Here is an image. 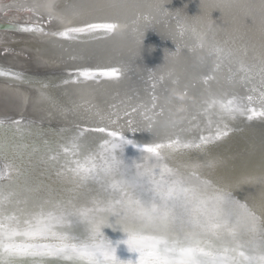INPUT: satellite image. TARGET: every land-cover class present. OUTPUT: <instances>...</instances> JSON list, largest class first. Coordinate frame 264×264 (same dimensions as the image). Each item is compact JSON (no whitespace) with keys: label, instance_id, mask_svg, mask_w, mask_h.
<instances>
[{"label":"snow or ice","instance_id":"6c2138e0","mask_svg":"<svg viewBox=\"0 0 264 264\" xmlns=\"http://www.w3.org/2000/svg\"><path fill=\"white\" fill-rule=\"evenodd\" d=\"M19 7L28 12L45 7L51 16L56 5L55 0H49L43 6ZM104 7L120 5L75 3L68 5L59 18L100 11ZM244 7L252 13L248 20L255 22L258 15L264 26V3ZM8 28L24 33L41 31L39 26L27 23H10ZM117 28L114 22L85 20L55 35L67 40L98 33L110 36L117 34ZM226 55L231 56V52ZM239 70L244 73L241 78L244 81L253 82L259 77V87L253 83L250 92L259 93L264 101V60L258 70L243 63ZM70 75L78 81H94L100 77L118 80L122 73L115 67H83ZM0 76L24 78L20 73L2 68ZM152 99L151 109L145 111L163 117L164 105H159L160 111L155 112L157 97ZM246 99L251 104L253 96ZM165 103L171 100L166 99ZM245 113H250L249 120L264 117V105L257 111L238 96L210 95L200 114L211 127L213 116L230 119ZM145 119L149 120L148 130L153 131L152 118L145 115ZM196 119L192 115L189 122ZM168 123L176 127L175 123ZM21 124L22 120H0V162L3 164L0 167V264H133L131 260H117L116 246L102 232L105 226L114 230L118 226L126 234L127 239L117 241L116 245L124 243L129 251L138 253L135 264H264V214H258L247 202L237 199L230 189L202 176L200 169L215 167L216 161L169 163L175 154L184 150L204 151L207 145L227 136V131L217 128L215 134L200 135L198 141H185L177 136L164 143L143 146L134 145L118 131H107L111 139H104L98 151L80 133L58 145L59 151L48 146V151L56 153L53 160L64 161L66 175L77 189L99 186L98 191L94 189L91 202L82 203L80 196L45 200L30 194L27 173L22 166V150L27 146L11 143L15 139L13 130L20 132ZM86 131L105 133L106 129ZM126 145L139 149L138 160L127 162L123 158ZM235 183L264 185V173L259 177H240ZM110 217L116 218L114 224L109 222ZM77 225L84 226L83 237L74 234Z\"/></svg>","mask_w":264,"mask_h":264},{"label":"bare ground","instance_id":"6f19581e","mask_svg":"<svg viewBox=\"0 0 264 264\" xmlns=\"http://www.w3.org/2000/svg\"><path fill=\"white\" fill-rule=\"evenodd\" d=\"M0 1H2L0 2V25L25 24V20L29 18L32 23L28 24L37 25L41 28V31H38L39 34L58 33L70 25L69 20L63 21L56 17L53 26L48 28L45 25L46 17L41 8L35 12H28L21 10L19 6H6L4 0ZM34 1L36 4H30L29 0H23L22 5L28 7L37 5L38 0ZM155 2L156 0H150L153 7L158 8L159 6ZM178 7V12H172V15L180 17L181 20L178 21L177 26L169 21L172 28L164 23L161 25L150 20L145 22V20H141L143 17L140 15L117 12L110 7L100 11L86 12L91 21L116 23L118 25L117 34L104 36L102 33H98L94 36L77 37L74 40L64 39L55 51L52 50L47 41H37V43L46 44L39 50L48 54L53 53L52 55L55 57L53 62L55 64L61 63L56 67L48 66L43 60L36 57H26L22 53L7 48L0 49V68L15 71L24 77L17 80L8 76H0V120L9 119L6 122L19 118L22 120L21 131L15 132V129L13 130L15 139L11 143L27 146L22 150V166L27 173V189L31 190V195L45 200L69 197L75 199L80 196L83 198L82 203H90L94 189L99 190L98 185L77 189L70 183L66 175L67 168L64 161L62 159L53 160L56 153L48 151V146L58 148V145L80 133H83L95 151L99 150V145L103 143L104 139H111L107 136V131L114 130L112 129L114 123L108 122L107 119L111 118L109 116L112 112L110 114L108 110L112 100L96 94L94 90L82 84L81 80L78 81L74 75H70V73H75L77 69L86 67L82 63L80 66L76 65L77 56L73 55L79 53L83 46L85 52L86 48H89L97 40L115 38L123 46L133 48L139 54H146L153 60L163 59L177 62L180 68L178 73L179 89L188 90L190 94L201 100L200 103L208 100L210 95L217 98L225 96L231 98L235 95L242 98L243 103L248 107H253L257 111L262 110L260 104L264 101L259 98V93L250 92L253 83L259 87V77H255L253 82L244 81L241 79L244 73L239 70L241 63L245 66H256V70H258L261 60H264L262 53L247 46H242L240 51L237 50L239 53L229 48L224 49L221 44L210 39L211 33L208 32L207 28L197 30L189 24L188 17H191L192 11L186 10L180 4ZM205 7L207 8V6ZM208 9L211 8L208 6ZM184 14H188V17H184ZM200 21L203 20L200 18ZM210 21L207 19L203 22L212 25ZM182 30L183 34H181ZM27 38V33L0 29V40L17 42ZM222 40L224 43H226L225 41L232 42L229 37ZM216 48L223 49V51L218 53ZM251 50V57H248L247 54ZM197 51L203 52L196 53ZM228 52H231V56L226 55ZM87 67L90 68L91 63H88ZM233 74H235L234 78L230 79ZM208 77L212 78L205 82ZM249 95L253 96L251 104L246 99ZM199 109L197 106L192 113V115L197 116L196 121L199 124L197 131L200 133L197 137L215 134L217 128L227 131L228 135L222 137L219 140L221 142L214 141L216 144L207 145L204 151L192 149L177 153L169 163L178 165L193 161L204 164L208 161H216L215 167L200 169L202 176L220 187L230 189L237 199L247 202L258 214H264V185L259 183L237 185L235 183L240 177H259L264 173V117L257 116L249 120L248 115L250 113L237 114L235 118L230 119L213 116L214 123L209 127L206 117L200 114L201 110ZM85 112L87 114L84 116ZM41 113L45 114V119L41 117ZM17 114L19 116H16ZM13 115L14 118L12 119ZM55 116L62 117V119H56ZM97 116L103 117L104 120H97ZM188 119L190 120V118ZM117 122L119 121L117 120ZM23 123L27 124L23 125ZM125 125L122 122L121 126L124 127ZM117 126L119 125L117 124ZM201 126L202 128H200ZM99 127H104L106 132L86 131V129ZM11 135L12 133L9 134V137ZM180 136L178 137L182 140H190L189 136V138ZM176 137L171 136L166 139L161 137L157 140L137 138V140H133V143L143 146L145 144L164 143L170 138L175 139ZM140 156L139 149L133 145H126L123 149V158L127 162L138 160ZM0 167H3L2 162H0ZM115 220V217H110L109 222L114 224ZM73 232L83 237L85 235L84 226H75ZM102 232L116 246V255L120 260H131L135 264L138 253L129 251L124 243L116 245L117 241L127 239L126 234L118 226L115 230L105 226L102 228Z\"/></svg>","mask_w":264,"mask_h":264},{"label":"rangeland","instance_id":"374dc122","mask_svg":"<svg viewBox=\"0 0 264 264\" xmlns=\"http://www.w3.org/2000/svg\"><path fill=\"white\" fill-rule=\"evenodd\" d=\"M22 1L23 0H4L3 2L6 6H20L22 5ZM48 2L49 0H38L37 3L43 6ZM29 3L36 4V1L29 0ZM75 3H91L105 6L118 4L120 7L113 8L114 11L128 14L134 13L137 16L140 15L143 17L141 20H145V22L150 20L151 22L159 23L161 25L164 23L168 27H171L169 21H171L172 24L174 23V26L178 25V21L180 22V17L179 19L176 15H172V12H178V5L180 4L184 6L186 10L192 11L190 13L191 17H188V14H184V17H188V20L190 21L189 24L197 30L207 28L209 30L208 32L211 33V35H209L210 39L221 44L224 49L229 48L232 51L237 52L242 46H247L254 51L262 53L261 55L264 56V26H262L258 15L255 22L248 20L245 13H250L251 11L244 7L245 5L258 6L260 4L259 0H246L245 4L241 6L231 7L227 6L224 3V0H156L155 4L159 6L158 8L153 7L150 0H55L56 7L51 16L45 7H40L46 17L45 25H47L48 28L53 26L55 18H59L60 14L68 5ZM205 6H207V8ZM208 6L211 9H208ZM105 8L106 7L103 9ZM200 18L203 21L207 19L211 20L210 22L212 25L200 21ZM60 19L63 21L66 19L69 20V27L77 26L85 20H90L87 17V13L78 16L67 14L64 18ZM28 20L29 18L25 20V23H32V21ZM29 35L32 39L34 38L32 42L14 43L0 40V49L7 48L11 50H20L24 56H29V54L34 55L36 58L43 60L48 66L56 67L61 64H55L53 62L55 58L52 55L53 53L48 54L39 50L45 47L46 44L41 42L37 43V41H47L52 50L55 51L57 46L64 41V38L58 35L54 36V32H51L50 35L52 36L45 35L44 33L38 34L39 38L31 34V32ZM226 37L232 39V42H222L224 41L222 39ZM83 49L84 46L79 53L73 55L77 56V59L75 58L77 62L75 63L76 65L78 64L80 66L84 64V66L87 67L88 63H91L90 68L92 69H107L115 67L122 73L118 80L103 77L94 81H83L81 79L82 84L87 85L91 90H94L96 94L103 95V97L105 96L112 100V103H110L111 106L108 110L110 114L112 112L109 116L111 118L108 116L107 118L109 119L106 118L108 122H112L113 120L116 121L113 124L112 129L122 133L125 137L127 134L126 138L131 139L132 141L137 140V138L143 140L153 138V140H157L158 138L161 139V137L166 139L167 137L169 138L171 136L179 135L183 138L190 137V140L198 141L197 136L200 132H198L197 129L199 124L196 120L189 122L190 120L188 118L191 117L197 106L200 108L199 110L202 111L204 103L203 101L200 103L201 100L193 94H190L188 90L183 88L179 89L178 73L180 68L177 62L163 59L153 60L147 57L146 54H139L137 51L133 50V48L130 49L123 46L115 38L97 40L92 43L89 48H86L85 52ZM180 49L182 50V47H180ZM252 50L248 52V57H251L250 54ZM202 52L203 51H197L196 53ZM30 57L32 58V56ZM69 62L73 65L71 61ZM161 76H163L162 80L160 79ZM153 85H155V87H153ZM153 96L157 97L155 103H157L158 107L155 109V112L160 111L159 105H164L165 114L163 117L155 116L151 111H145L146 108L151 109L154 102L152 99ZM166 99H170L171 103H165ZM262 104L264 105V103ZM262 104H260V106H262ZM11 107L13 108V105ZM132 108H136L137 111L132 112ZM125 112L129 113V115H125ZM19 114L16 116H19ZM86 114L87 112H85L84 116ZM40 115L45 119V114L41 113ZM145 115L152 118L154 125L153 131L148 130L149 120L145 119ZM55 117L56 119L59 118V116ZM98 117L99 116L96 118L97 120H104L103 117ZM13 118L14 115L12 119ZM59 119H62V117ZM117 120L119 122H117ZM169 121L175 123L176 127L173 128L169 126ZM120 122L121 124H119ZM122 122L123 125L126 124L127 126H121ZM26 124L27 123H23V125ZM117 124L119 126H117ZM200 128H202V126ZM212 144H216V142H213Z\"/></svg>","mask_w":264,"mask_h":264},{"label":"flooded vegetation","instance_id":"af4514ba","mask_svg":"<svg viewBox=\"0 0 264 264\" xmlns=\"http://www.w3.org/2000/svg\"><path fill=\"white\" fill-rule=\"evenodd\" d=\"M62 31V30H61ZM28 34V38L27 39H22V40H19V41H17L18 43H21V42H32L33 41V39L31 38V36L29 35V33H27ZM31 34H33L34 36H37L38 38H39V33L38 32H31ZM51 33H45V35H48V36H52V35H50ZM54 36H56V35H54ZM11 42H13V41H11ZM17 42H14V43H17ZM18 46V45H17ZM21 46H23V45H21ZM13 51H17V52H20V50H13ZM21 53V52H20ZM30 56H32V58L34 57H36V56H34V55H31V54H29V56H26V57H30ZM31 58V57H30Z\"/></svg>","mask_w":264,"mask_h":264},{"label":"clouds","instance_id":"9594fccd","mask_svg":"<svg viewBox=\"0 0 264 264\" xmlns=\"http://www.w3.org/2000/svg\"><path fill=\"white\" fill-rule=\"evenodd\" d=\"M246 0H224V3L231 7V6H241L243 4H245ZM260 3H264V0H259ZM117 260H120L118 257H117Z\"/></svg>","mask_w":264,"mask_h":264},{"label":"water","instance_id":"95a60500","mask_svg":"<svg viewBox=\"0 0 264 264\" xmlns=\"http://www.w3.org/2000/svg\"><path fill=\"white\" fill-rule=\"evenodd\" d=\"M0 29H9L8 25H0Z\"/></svg>","mask_w":264,"mask_h":264},{"label":"trees","instance_id":"16d2710c","mask_svg":"<svg viewBox=\"0 0 264 264\" xmlns=\"http://www.w3.org/2000/svg\"><path fill=\"white\" fill-rule=\"evenodd\" d=\"M250 15H251V14H249V13L246 14L247 17L250 16Z\"/></svg>","mask_w":264,"mask_h":264}]
</instances>
